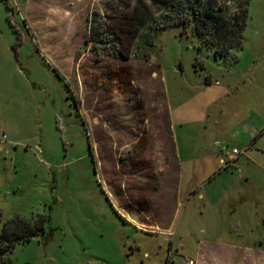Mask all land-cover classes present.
<instances>
[{
	"label": "rangeland",
	"instance_id": "374dc122",
	"mask_svg": "<svg viewBox=\"0 0 264 264\" xmlns=\"http://www.w3.org/2000/svg\"><path fill=\"white\" fill-rule=\"evenodd\" d=\"M0 211L45 217L10 264H187L245 217L264 238V0H0Z\"/></svg>",
	"mask_w": 264,
	"mask_h": 264
},
{
	"label": "crops",
	"instance_id": "0c3cea01",
	"mask_svg": "<svg viewBox=\"0 0 264 264\" xmlns=\"http://www.w3.org/2000/svg\"><path fill=\"white\" fill-rule=\"evenodd\" d=\"M237 158L238 155L235 156L233 160ZM138 218L141 219L138 221L142 222L140 226L146 225L151 229H142L143 231H148V233H160L163 235H169L171 232L169 220L162 221L163 218L160 215L155 217L154 221H151L149 217L144 215L142 218ZM130 221L134 222V219H130ZM251 223L252 222L248 221L247 217H245L241 224L236 223L235 227H233L237 233L241 231L239 233L241 237L246 234L248 235L246 240H241L240 242L237 240L226 241L220 237L215 238L213 236L195 241L193 258L189 260L187 264H264V238L257 234L253 237L251 236L252 234H250V232L254 231L250 226ZM221 231L222 229L217 227L214 221L208 224L207 232L209 234L220 235L222 233ZM205 233L204 231L202 232L203 235ZM172 244V239H170L169 249ZM172 260L173 259L166 257L167 263L171 262V264H173L174 260L173 262Z\"/></svg>",
	"mask_w": 264,
	"mask_h": 264
},
{
	"label": "trees",
	"instance_id": "16d2710c",
	"mask_svg": "<svg viewBox=\"0 0 264 264\" xmlns=\"http://www.w3.org/2000/svg\"><path fill=\"white\" fill-rule=\"evenodd\" d=\"M209 4L210 3H207V5ZM243 7L245 8L244 5ZM244 8H241L239 17L245 14ZM212 11H214L213 8L211 6L208 8L207 6L206 9L203 10L202 14L204 17H207L209 15L207 13ZM221 24L224 25V28L221 29H223V33H225L228 30V26H226L228 23L223 20ZM233 25L237 24L234 23ZM73 103L76 105L75 100ZM44 221V216H38L35 219L14 216L13 218L5 221L3 220L2 213L0 211V264H10L8 254L15 248L16 244L28 242L33 236L43 233Z\"/></svg>",
	"mask_w": 264,
	"mask_h": 264
},
{
	"label": "built area",
	"instance_id": "2783aa9c",
	"mask_svg": "<svg viewBox=\"0 0 264 264\" xmlns=\"http://www.w3.org/2000/svg\"><path fill=\"white\" fill-rule=\"evenodd\" d=\"M239 155V151L236 148L231 150L228 160L226 161V165L230 164L235 156Z\"/></svg>",
	"mask_w": 264,
	"mask_h": 264
}]
</instances>
